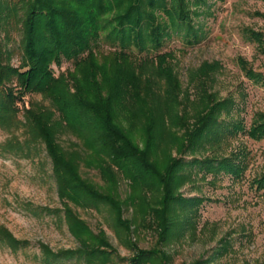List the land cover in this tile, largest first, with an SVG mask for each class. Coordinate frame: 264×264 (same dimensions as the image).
Listing matches in <instances>:
<instances>
[{
	"label": "trees",
	"instance_id": "obj_1",
	"mask_svg": "<svg viewBox=\"0 0 264 264\" xmlns=\"http://www.w3.org/2000/svg\"><path fill=\"white\" fill-rule=\"evenodd\" d=\"M202 7L209 9L207 0H0V127L20 124L28 140L44 144L63 217L79 243L70 252L46 251L47 257L71 255L86 264H108L115 253L103 230L93 232L70 202L96 208L105 205L115 214V226L128 237L136 229H151L157 245L174 234L175 205L193 214L180 222L178 233L192 226L201 199L184 198L177 192L198 171H203L201 178L220 173L232 181L241 178L245 154L225 149V140L241 131L252 139H264V114L257 113L246 129L241 118H221V112H229L235 101L231 97L215 100L208 92L209 73L215 66L205 62L190 73L195 99L185 90L179 99L181 86L167 61L173 53L161 51L174 35L183 46L204 38L202 27L193 20ZM11 28L20 32L17 65L10 63L11 51L3 44ZM249 34L264 50V35ZM101 44L108 49L100 50ZM63 60L72 67L55 74L51 65L59 67ZM239 63L247 78L264 84V76L245 60ZM30 92L40 94L50 106L25 104L23 97ZM188 104L195 110L190 116ZM20 111L23 120L17 119ZM137 128L141 145L133 134ZM64 130L82 140L85 155L61 145L58 134ZM170 148L179 155L171 156ZM207 149L211 154L203 157L185 160L182 156L187 150ZM81 162L99 170L104 186L81 176ZM119 174L129 179L131 190L125 201L114 194ZM250 185L264 191V171ZM125 202L134 211L129 218L122 215ZM0 242L12 248L23 243L3 225ZM128 243L129 264H166L167 255L156 245L144 249L130 237ZM204 263L200 258L192 264Z\"/></svg>",
	"mask_w": 264,
	"mask_h": 264
},
{
	"label": "rangeland",
	"instance_id": "obj_2",
	"mask_svg": "<svg viewBox=\"0 0 264 264\" xmlns=\"http://www.w3.org/2000/svg\"><path fill=\"white\" fill-rule=\"evenodd\" d=\"M207 3L208 10L202 7L199 14L193 16L202 27L204 38L195 45L183 46L181 39L174 35L161 51L173 53L167 61L181 86L179 99L184 90L191 100L196 97L195 81H189L191 72L204 62L215 66L209 73L207 90L215 100L231 97L234 106L227 113L222 111L220 116L226 121L241 118L246 129L257 113L264 114V84L247 78L239 62L245 60L255 72L264 76V50L249 34L254 31L264 35V0H207ZM9 37L3 44L11 51L10 63L17 65L21 53L18 47L20 32L11 28ZM99 49L107 50L108 46L101 44ZM71 67L66 60L59 67L51 65L55 74ZM23 100L25 104L37 102L50 106L38 93H27ZM186 107L190 116L195 110L191 104ZM17 119L23 120L21 111ZM18 125L0 127V225L23 243L12 248L0 242V264H86L84 259L71 255L59 259L47 257L46 251L70 252L77 249L79 243L63 217V203L44 144L28 140V133ZM133 134L141 145L143 138L138 128ZM58 141L64 148L76 149L84 155L87 152L81 148L82 140L73 132L62 131ZM225 142L222 147L224 145L228 151L239 150L245 154L241 158L246 165L241 178L232 181L221 173L215 178L211 174L201 178L203 171H198L177 192L184 198L201 199L195 208L192 226L178 233L180 224L193 214L177 204L172 212L174 234L171 232L165 242L156 245L154 231L145 228L130 233L132 242L144 249L156 245L167 255L166 264H192L200 258L205 260L204 264H264V191H257L250 185L252 178L264 171V139H252L241 131ZM170 154L179 155L175 148H170ZM182 154L185 160H190L193 156L211 154V151L192 153L187 150ZM79 170L83 178L104 186L97 168L81 162ZM117 179L115 197L125 201L131 190L129 179L121 174ZM69 204L93 232L103 230L105 233L115 249L108 264H129V237L115 226V214L105 205L96 208ZM133 212L132 206L125 202L123 218L131 217Z\"/></svg>",
	"mask_w": 264,
	"mask_h": 264
}]
</instances>
